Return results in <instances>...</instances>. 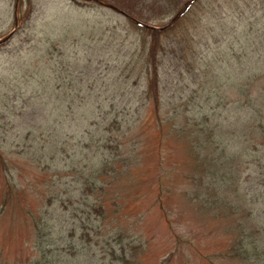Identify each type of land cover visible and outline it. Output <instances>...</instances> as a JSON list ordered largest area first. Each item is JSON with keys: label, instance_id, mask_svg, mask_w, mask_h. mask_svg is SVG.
<instances>
[{"label": "rangeland", "instance_id": "1", "mask_svg": "<svg viewBox=\"0 0 264 264\" xmlns=\"http://www.w3.org/2000/svg\"><path fill=\"white\" fill-rule=\"evenodd\" d=\"M201 1V23L195 20L187 30L200 43L194 46L199 56L190 65L201 63L204 70L195 77L192 68H183L179 57L186 44L178 42L187 35H171L176 53L173 60L169 53L165 57L160 114L166 131L176 124L199 123L204 115L212 127L226 129H239L251 120L236 137V147L228 149L243 156L237 184L229 185L224 195L227 202L222 205L209 197L202 203L198 197L211 183L224 188L225 182L201 175L191 157L194 144L189 136L173 133L160 152L158 121L145 94V36L133 22L93 2L32 0L29 22L23 24L19 18L17 33L0 48V142L16 200L0 220V248L7 259L14 262L19 256L22 264H29L35 255L32 219L44 212L45 196L61 190L50 186L63 184L69 191L66 197L72 195L78 209H49L56 228L47 231V238L52 250L62 253L55 259L58 264H115L104 255L112 234H119L133 249L131 257L127 254L130 264H264V135L252 132L251 113L236 114L241 96L233 86L253 78L254 109H264V0ZM22 3L26 7V0ZM17 4L18 0H0V40L15 30L16 17L25 9L20 5L17 12ZM174 16L149 25L164 27ZM114 122L119 130L112 129ZM126 123L133 127L122 137ZM49 126L65 142L57 157L44 161L32 139ZM118 145L130 161L123 169L118 166L120 182L108 187V218L101 221L94 212L88 221L78 193L93 206L101 197L84 187L79 190L82 174L98 171L99 160L111 158V146ZM45 147L50 148L47 154L55 145ZM72 162L74 171L68 169ZM201 176L199 186L195 181ZM7 177L0 171V194ZM159 177L167 191L164 208L158 201ZM110 182L108 177L105 183ZM86 220L84 228L81 222ZM241 241L255 243V255L236 257Z\"/></svg>", "mask_w": 264, "mask_h": 264}, {"label": "trees", "instance_id": "2", "mask_svg": "<svg viewBox=\"0 0 264 264\" xmlns=\"http://www.w3.org/2000/svg\"><path fill=\"white\" fill-rule=\"evenodd\" d=\"M75 2L77 0H74ZM113 6H115L118 10L123 12L127 17H130L144 25H149L153 21H159V19H162L164 17H170L172 15L177 14L185 5L186 2L189 0H104ZM79 2V0L77 1ZM202 1H197L190 10L177 22L175 26L172 28L165 30V31H157L155 29L145 28L139 25H135V27L142 32V34L145 36V39L143 41V46H145L146 50V79H145V88H146V98L149 100V104L152 105L154 111H155V120L158 121L156 133L158 134V140L160 145V152L165 149L166 144L168 140L171 138V136L174 135L178 137H184L189 136L194 144L193 146V153L191 154L192 159H195L196 164L198 165L199 172L201 171V175L208 176L210 180L215 181L217 178H214L215 176L218 177V179H222L223 182H225V187L221 186L222 188L214 186V182L211 183L210 187L207 188V190H202V192H198L200 195L198 197L202 198L203 200L210 197L211 201H217L220 204H224L226 201L225 194L226 190H228L229 185L233 186L234 184H237L238 176L241 171V161H242V154L238 153L237 150H228L229 146L236 147V137H239L240 133H244L246 129L248 128V125L251 120H249L247 123H243L242 127L239 129L237 128L238 125L226 129L224 126L216 124L214 127L211 126L209 123L210 118L206 115L201 116V122L192 124L190 122H187L186 124H182L179 126V124H176L172 126V129L169 131H166L165 124L162 121L161 117V108H162V69L166 65L167 60H165V57L167 54H171V59L173 60V55L176 53L175 46H170L172 43V36L171 35H177L179 33L184 32L187 36L178 42V46H181L183 43L186 44L184 46L185 51L182 53V55L179 57L182 61H180L183 65V68L185 69H191L192 73L195 77H199L202 75V72L204 70V66L200 65L198 66H192L190 65L191 60H196L199 56L197 50L195 49V45H199L200 43H195L194 39L195 37H191L192 33L189 32L187 27L192 24L195 20H198L199 23H201L202 18L199 17V14L201 13L200 8ZM22 15H21V21L23 24L26 22H29L28 20L31 17L32 13V0H26V7L24 3L21 5ZM149 15V16H145ZM129 18V19H130ZM128 19V18H127ZM194 19V20H193ZM131 22V21H130ZM151 26V25H150ZM157 27V26H156ZM166 41V42H165ZM203 44V42H202ZM1 46L2 47H5ZM183 48V49H184ZM183 49L181 51H183ZM171 60V61H172ZM249 82H239L234 84L233 86L237 88L239 95L241 98L237 100L235 103L236 114H246L251 113L252 116L255 117L254 121V129H252V132L255 134H258V137H261L264 135V129L259 130L260 127H263L262 124L264 123V114L261 112H264V109H260L259 111H255L254 109V100L250 97V89H251V82L254 80L253 78H249ZM264 97V96H263ZM8 99H11L8 98ZM239 109V111H238ZM65 115V114H64ZM176 116H179V114H176ZM142 116H139V119L136 122L138 124L141 121ZM96 123H92L91 126H95ZM35 126V125H34ZM135 126V125H134ZM259 126V127H258ZM119 130V124L118 122H114L112 125V129ZM133 124L126 123V126L123 129L120 130L122 137H125L127 133L132 129ZM221 127L223 130L220 131ZM110 129V131H112ZM263 131V132H262ZM90 130H87V135H89ZM250 134V133H247ZM86 135V136H87ZM3 135L0 137L2 139ZM205 137V144L203 143V138ZM5 138V135H4ZM30 138V137H29ZM28 138V139H29ZM257 139V137H256ZM254 141V144L257 145L259 142L257 139ZM65 138L62 137V139H58L56 135L54 134V130L51 129V126H49L46 130H42L40 137L36 136L32 139L33 142L38 143L37 149L41 152L40 160L49 161L53 160L55 157H57V152L60 150V145L64 144ZM82 144H85V140L80 141ZM47 143H50L52 145H55L54 148L51 151V153H45L47 148L45 145ZM204 145H206L204 147ZM223 145V149L221 146ZM3 140L0 142V171L7 177V173L9 172L8 161L7 158L4 156L3 151ZM214 146V147H213ZM112 153L111 158H103L98 164L99 170L94 172L91 176H86L84 173L82 174V182L81 187L79 190L84 187V191H87L88 193H92V195H97L98 197H101V202L96 205H90L88 197L85 196V194L78 193V195H81L83 197L82 201L83 204L80 205V208L83 209V214L88 215L87 220L92 219V215H94V212L97 216H101L100 218L97 217L99 220L103 219L105 221L106 218H108V214H104V210L106 207V202L109 197L108 195V187L110 184L116 185L120 182V180L117 179V176H120L119 173H121V170H118V166H120L123 169L124 164L129 163V158L127 159V155L121 151V146L118 145L116 148L112 147ZM205 150L203 151V149ZM218 151V152H217ZM247 151V150H246ZM215 152V153H214ZM251 155V152H248ZM86 158L88 159V154H85ZM76 162H72L69 164L68 169L70 171L76 170L77 166L75 164ZM86 166H88V161L86 163ZM110 167V169L108 168ZM84 171V170H83ZM197 172V171H196ZM111 178L110 183H105V180ZM196 179V178H195ZM162 179L159 177L158 185H159V192H158V201L162 208H164V195L167 193V191L162 186ZM202 176L200 178H197L195 182H201ZM202 183L199 184V186ZM223 184V183H222ZM4 191L0 194V220L3 217V215L8 211V209L13 205V203L16 201L14 198V184L13 182L7 177L5 179L4 183ZM51 189L56 191L57 189H61L56 193L55 195L49 194L45 196V204L47 205L45 207V210L43 213L39 214L38 216L34 217L32 219L33 222V228H34V242H33V250L35 251L34 257L30 259L29 264H58V261L55 259H60L62 256V253L54 252L52 250L53 245L49 243V238L47 236L49 235V232H52L56 227L51 226L55 223L54 219L50 217L49 215V209L54 207V211L59 212V208L63 209L65 212H71L75 208L73 196H67L69 193L68 188H63V184H59L58 186L56 184H53L50 186ZM210 188H215L217 190V193L213 194L212 192H209ZM207 191L208 193H206ZM216 196V198H215ZM213 199V200H212ZM208 210V209H206ZM116 212V211H115ZM8 213V212H7ZM117 213V212H116ZM62 214L65 215V213L62 212ZM78 217V214H77ZM81 218V217H80ZM87 220L85 222H81L82 227L85 228V225H87ZM102 221V220H101ZM85 224V225H84ZM94 224V223H93ZM240 229H244L242 226ZM71 231V230H70ZM88 230L86 229V233ZM112 232H110L111 234ZM72 235V234H71ZM87 235H89L87 233ZM109 239L107 240L106 237V247H104L105 256L109 258L111 261H116L115 264H130V259L127 257V254H130V257L132 255V250L129 247H126V244L123 243L122 237L119 234H112L108 236ZM109 240H112L113 242H109ZM116 242V244L113 245V243ZM255 243L251 242H245L241 241L239 242V246L235 248L234 252L236 254V257L239 255L243 256L244 258L248 257L250 258L252 255H255ZM257 248V247H256ZM64 257V255H63ZM62 257V258H63ZM25 261L17 257L14 262H12L10 259H7L6 255L3 252V249L0 248V264H22ZM111 264H114L111 262Z\"/></svg>", "mask_w": 264, "mask_h": 264}, {"label": "water", "instance_id": "3", "mask_svg": "<svg viewBox=\"0 0 264 264\" xmlns=\"http://www.w3.org/2000/svg\"><path fill=\"white\" fill-rule=\"evenodd\" d=\"M22 0H18V4H17V9H18V7H19V5H20V2H21ZM84 1H93V2H95V3H98V4H100V5H102V6H104V7H107V8H109V9H112V10H115V11H117V12H119V10L117 9V8H115L113 5H111V4H109V3H106L105 1H103V0H84ZM198 0H190V1H188L186 4H185V6H184V8L171 20V22L166 26V27H164V28H154V27H150V26H146V25H143V24H141V23H139V22H136V21H134V20H132L133 22H135L136 24H138V25H141V26H144V27H146V28H151V29H155V30H157V31H163V30H166V29H169V28H171L172 26H174L177 22H178V20L180 19V18H182L188 11H189V9L192 7V5L193 4H195L196 2H197ZM19 29V20H18V18H16V28H15V30L12 32V33H10L8 36H6L5 38H3V39H1L0 40V45H2V44H4V43H6L8 40H10L14 35H15V33L17 32V30Z\"/></svg>", "mask_w": 264, "mask_h": 264}]
</instances>
